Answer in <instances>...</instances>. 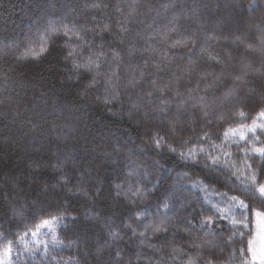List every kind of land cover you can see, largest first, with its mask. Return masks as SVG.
Instances as JSON below:
<instances>
[{
	"label": "trees",
	"instance_id": "16d2710c",
	"mask_svg": "<svg viewBox=\"0 0 264 264\" xmlns=\"http://www.w3.org/2000/svg\"><path fill=\"white\" fill-rule=\"evenodd\" d=\"M263 186L264 0H0L1 264H251Z\"/></svg>",
	"mask_w": 264,
	"mask_h": 264
},
{
	"label": "rangeland",
	"instance_id": "374dc122",
	"mask_svg": "<svg viewBox=\"0 0 264 264\" xmlns=\"http://www.w3.org/2000/svg\"><path fill=\"white\" fill-rule=\"evenodd\" d=\"M261 191L264 194V186ZM57 227V222L54 220L42 222L29 239L36 244L47 245V243L55 241ZM254 229L250 246L251 264H264V217L260 213L255 214Z\"/></svg>",
	"mask_w": 264,
	"mask_h": 264
}]
</instances>
